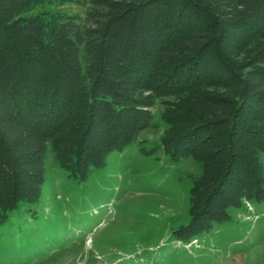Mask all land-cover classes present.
Returning a JSON list of instances; mask_svg holds the SVG:
<instances>
[{
	"label": "trees",
	"instance_id": "trees-1",
	"mask_svg": "<svg viewBox=\"0 0 264 264\" xmlns=\"http://www.w3.org/2000/svg\"><path fill=\"white\" fill-rule=\"evenodd\" d=\"M53 1L84 16L30 14ZM157 107L165 154L200 168L189 229L262 201L264 0H0V232L25 230L50 153L86 179Z\"/></svg>",
	"mask_w": 264,
	"mask_h": 264
},
{
	"label": "rangeland",
	"instance_id": "rangeland-1",
	"mask_svg": "<svg viewBox=\"0 0 264 264\" xmlns=\"http://www.w3.org/2000/svg\"><path fill=\"white\" fill-rule=\"evenodd\" d=\"M48 12L84 16L85 9L53 1L30 14ZM161 111L154 109L157 128L111 152L86 179L69 175L50 153L32 215L11 220L25 230L0 232V264H264V189L262 201L229 207L226 221L189 229L200 168L165 154Z\"/></svg>",
	"mask_w": 264,
	"mask_h": 264
}]
</instances>
